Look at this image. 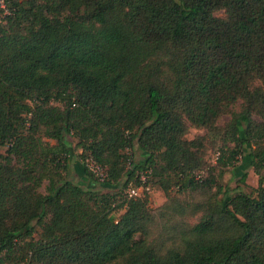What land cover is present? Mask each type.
I'll return each instance as SVG.
<instances>
[{
  "label": "trees",
  "instance_id": "obj_1",
  "mask_svg": "<svg viewBox=\"0 0 264 264\" xmlns=\"http://www.w3.org/2000/svg\"><path fill=\"white\" fill-rule=\"evenodd\" d=\"M7 1L0 264H264V0ZM223 117V146L204 178L205 137L185 136L216 132ZM75 151L89 187L69 180ZM245 153L257 187L232 194L211 175ZM147 169L148 185L167 177L205 195L196 223L175 217L185 206L164 207L152 238L144 193L114 218L98 187L123 192Z\"/></svg>",
  "mask_w": 264,
  "mask_h": 264
},
{
  "label": "rangeland",
  "instance_id": "obj_2",
  "mask_svg": "<svg viewBox=\"0 0 264 264\" xmlns=\"http://www.w3.org/2000/svg\"><path fill=\"white\" fill-rule=\"evenodd\" d=\"M217 18L225 19V14L223 12L215 14ZM229 117H223L221 121H219V130L213 133L206 132L203 129H189L187 135L185 138L187 140H192L196 136H204L206 141V149L204 154V172L203 177L204 178H210V171L209 169L212 168L216 164V157L218 156V152L223 146L222 141V129L225 126V124L228 122ZM42 134L45 135L44 130H42ZM44 141L48 142L49 144H53V141H50L46 138H44ZM67 141L71 146L74 145V140L70 137L67 138ZM232 146V145H231ZM5 148L0 149V153L4 154ZM139 151L136 147H134L133 155H134V161L137 162L140 160ZM79 151H75L74 158L72 157V160L69 161L68 169L71 173L69 176V180L74 184H80L83 186H91V183L88 182L85 179H81L78 177L79 175H76L73 171V165L74 162H80L82 164V161L78 158ZM83 166V165H82ZM64 173H62L63 175ZM243 174L247 175V178L245 180V183H240V178ZM213 178H215L216 182L218 184L222 185L223 187H227L231 190V193H235L237 191H242L247 194H253V189L257 187V176L254 174L253 170L250 168V161L248 158L247 153H245L241 158H239L238 162L236 163L235 167L233 169H223L222 171H214L213 172ZM167 177H163L161 180L159 177H154L153 180L150 183V192L148 194H145V197H147L148 200V208L150 209L151 213L155 217V222H153L151 228H150V234L152 238H156L158 232H160V214H162V211L160 209L164 207L173 208V210L179 206L183 205L185 206V213L183 216H175L177 219L181 220L182 222H185L186 224L192 225L196 223L199 218L202 216V210L195 212V205L198 203H201L204 199L205 195L200 191H179L177 186H174V184L168 183V181H165ZM161 182V184H160ZM160 185H165L167 188L164 190ZM93 186V185H92ZM44 192V190H42ZM102 194H109L112 199V215L115 219H117L125 210L126 207V200L127 197V189H125L123 192L117 193V190H106L102 189L98 190ZM214 191V188H213ZM142 197V196H141ZM127 198V199H126ZM166 212V211H163ZM39 238V233L36 232L34 234V239L37 240ZM23 264H32L28 261V263Z\"/></svg>",
  "mask_w": 264,
  "mask_h": 264
},
{
  "label": "built area",
  "instance_id": "obj_3",
  "mask_svg": "<svg viewBox=\"0 0 264 264\" xmlns=\"http://www.w3.org/2000/svg\"><path fill=\"white\" fill-rule=\"evenodd\" d=\"M10 15V8L7 0H0V26L4 23L6 16ZM85 168L95 177L98 181H103L105 176L102 174L100 167L91 158L87 157L83 162ZM127 167L131 168V162L127 163ZM150 170H143L135 173V179L139 182V185H135L134 182H130L127 186V197L128 199L138 197L143 193L150 192L148 185V179L150 176Z\"/></svg>",
  "mask_w": 264,
  "mask_h": 264
},
{
  "label": "crops",
  "instance_id": "obj_4",
  "mask_svg": "<svg viewBox=\"0 0 264 264\" xmlns=\"http://www.w3.org/2000/svg\"><path fill=\"white\" fill-rule=\"evenodd\" d=\"M73 171L76 175L78 174H81V164L78 162V163H74L73 165Z\"/></svg>",
  "mask_w": 264,
  "mask_h": 264
}]
</instances>
